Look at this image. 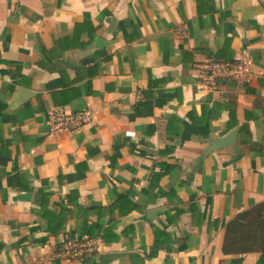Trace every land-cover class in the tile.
<instances>
[{
  "label": "crops",
  "instance_id": "obj_1",
  "mask_svg": "<svg viewBox=\"0 0 264 264\" xmlns=\"http://www.w3.org/2000/svg\"><path fill=\"white\" fill-rule=\"evenodd\" d=\"M246 54L247 81L200 86ZM52 107L93 115L50 132ZM263 201L264 0H0V264H264L223 250Z\"/></svg>",
  "mask_w": 264,
  "mask_h": 264
},
{
  "label": "built area",
  "instance_id": "obj_2",
  "mask_svg": "<svg viewBox=\"0 0 264 264\" xmlns=\"http://www.w3.org/2000/svg\"><path fill=\"white\" fill-rule=\"evenodd\" d=\"M251 57L236 56L233 60H219L209 58L197 62L200 86L206 91L217 90L219 84L226 79L237 82L247 81L252 73ZM93 112L90 108L68 111L64 107H52L47 111V123L50 132L72 130L86 125L92 119ZM99 243L96 238L88 235L81 237L65 238L58 246L59 255L66 257H81L97 253Z\"/></svg>",
  "mask_w": 264,
  "mask_h": 264
},
{
  "label": "trees",
  "instance_id": "obj_3",
  "mask_svg": "<svg viewBox=\"0 0 264 264\" xmlns=\"http://www.w3.org/2000/svg\"><path fill=\"white\" fill-rule=\"evenodd\" d=\"M223 250L264 252V201L238 213L226 224Z\"/></svg>",
  "mask_w": 264,
  "mask_h": 264
},
{
  "label": "water",
  "instance_id": "obj_4",
  "mask_svg": "<svg viewBox=\"0 0 264 264\" xmlns=\"http://www.w3.org/2000/svg\"><path fill=\"white\" fill-rule=\"evenodd\" d=\"M154 37H157V36H154ZM97 40H98L97 41L98 45L100 46L104 45L103 40L101 39H97ZM234 133H235V130H232L226 135L220 136L212 140L208 148V152L230 145L233 142ZM118 257H119V253H107V254L101 255L99 261L101 264H108L111 260H114Z\"/></svg>",
  "mask_w": 264,
  "mask_h": 264
}]
</instances>
